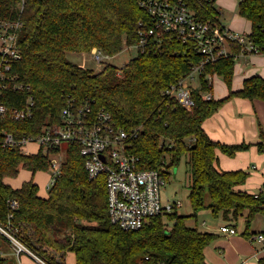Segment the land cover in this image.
Returning a JSON list of instances; mask_svg holds the SVG:
<instances>
[{
	"label": "trees",
	"instance_id": "obj_1",
	"mask_svg": "<svg viewBox=\"0 0 264 264\" xmlns=\"http://www.w3.org/2000/svg\"><path fill=\"white\" fill-rule=\"evenodd\" d=\"M19 1L0 0V18L22 21L18 35L21 56L14 68L19 79L30 86L35 107L29 119H6L0 126V139L3 131L16 137L36 134L45 121H57L67 96L78 101L88 98L95 109L109 111L118 128L137 129V135L128 140V149L140 157L142 167L164 166L168 180L169 169L188 155L191 216L207 208L233 227L244 216L243 235H264V230H251L253 218L264 215V192L242 189L247 170L217 167L218 151L234 156L255 145L258 152H264L261 127V141L231 144L211 139L203 128L204 120L234 96L264 101L262 76L252 74L234 90V57L207 63L198 76L199 87L192 92L194 104L187 109L162 91L199 62L201 55L190 44L165 39L159 49L138 50L124 64L122 77L111 64L94 72L66 57V52L90 51L92 47L111 56L137 43L140 22L148 19L138 0H24L22 10L17 8ZM187 1L200 19L217 20L219 10L213 1ZM238 13L250 22L249 37L264 54V0H238ZM233 51L238 48L234 46ZM208 74L224 81L225 96L209 100L200 96L201 91L212 90ZM47 166V156L41 152L25 154L0 143V227L46 264H66L68 253L74 255L75 264H207L204 249L217 234L187 224L186 216L176 210L154 215L136 230L112 223L105 175L88 177L77 143L66 144L61 172L47 196L38 194L32 177L17 187L7 182L21 170L33 175L47 171ZM12 199L18 202L16 208L9 206ZM9 245H14L12 240L0 230V264H7L3 250Z\"/></svg>",
	"mask_w": 264,
	"mask_h": 264
},
{
	"label": "built area",
	"instance_id": "obj_2",
	"mask_svg": "<svg viewBox=\"0 0 264 264\" xmlns=\"http://www.w3.org/2000/svg\"><path fill=\"white\" fill-rule=\"evenodd\" d=\"M203 1L216 3V0ZM138 3L147 11L148 19L140 22L139 40L134 44L137 51L151 47L159 49L163 40L175 39L190 44L201 55L199 62L186 75L162 91L163 95L175 99L187 109L194 104L192 92L199 87L198 76L207 63L225 56H233L237 61L239 57L264 55L262 47L250 39L249 32L228 28L220 20V13L217 20H203L190 8L187 0H138ZM23 6L24 0H20L17 8L22 10ZM21 26L18 17L0 18V126L6 119L25 120L34 114L35 100L30 86L19 79L14 68L21 56L18 46ZM234 46L238 51H233ZM89 53L99 63L106 57L97 47H92ZM116 71L119 73L120 69ZM213 76L217 75H207L208 84L212 86ZM200 96L209 100L213 98V91H201ZM136 135L135 128H118L111 113L104 108L95 109L90 99L78 101L67 96L57 121H45L36 134L16 137L10 131H3L0 143L3 147H17L25 154L41 152L47 156L46 190L61 172L65 155L63 146L77 143L88 177L105 175L109 220L121 229L136 230L152 216L172 212L181 203L179 200L162 201L165 167L154 169L140 165V157L128 149L129 138ZM54 155H58V159ZM259 190L264 192V175ZM17 204V200H9L11 208H16ZM0 230L12 240L17 252L30 251L5 229L0 227ZM220 230L236 233L235 227L227 224H223ZM251 237L264 241V235L260 233Z\"/></svg>",
	"mask_w": 264,
	"mask_h": 264
},
{
	"label": "crops",
	"instance_id": "obj_3",
	"mask_svg": "<svg viewBox=\"0 0 264 264\" xmlns=\"http://www.w3.org/2000/svg\"><path fill=\"white\" fill-rule=\"evenodd\" d=\"M225 26L234 30L231 26ZM245 32H250V28ZM243 58L244 64H239V62L235 63L233 79L235 80L236 78L237 81L239 80L241 83L239 87L234 90L239 89L243 79L252 74L257 73L264 78V55H253ZM249 59H252L254 63H252V68L248 70L246 65ZM258 62L259 66L254 67L255 63L258 64ZM260 67L261 69L263 67V70L259 71L258 69ZM215 77L219 79L218 76H214V78ZM260 127L264 134V101L259 99L249 100L238 96H234L225 101L212 116L208 117L203 122V128L211 139L227 144L242 142L257 143L261 141L259 134ZM263 158L264 152H258L255 145H251L246 150L236 152L234 156H228L218 151L217 167L222 170L247 169L246 165H248L250 159L259 160L261 162ZM251 168L260 172V176L256 177V175L252 176L249 174L246 183L241 186L242 189L248 192H253L251 188L254 186L253 183H256L255 186H258L257 190L260 189L264 175V167H259V164L252 163ZM252 177H254V179ZM47 180L48 175L43 184L45 190ZM40 196H47V190L45 194ZM251 230L258 232L264 229L255 230L251 225ZM207 231L217 234L216 238L204 249L205 261L207 264H259V260L264 259V241L246 237L242 232L235 234L223 233L220 227ZM3 253L6 256L8 254H16L19 264H46L45 262L42 263L40 261L41 259L31 251L17 252L14 245H9L3 250ZM70 255L74 257L72 253H68L65 261Z\"/></svg>",
	"mask_w": 264,
	"mask_h": 264
},
{
	"label": "rangeland",
	"instance_id": "obj_4",
	"mask_svg": "<svg viewBox=\"0 0 264 264\" xmlns=\"http://www.w3.org/2000/svg\"><path fill=\"white\" fill-rule=\"evenodd\" d=\"M215 6L218 8L220 13V20L223 24L231 26L234 30H242L240 32L248 31L250 27V23L247 19L240 17L238 13V0H216ZM137 47L133 45H130L128 47H124L120 52L114 55H106L104 57V60L102 63L96 62L93 60L90 56L89 51H79V52H66V57L68 60L83 66L92 68L94 72L101 71L107 64H111L115 66L116 69H120V72H116L117 76L120 74L119 77L123 76V67L124 64L131 59L132 57L137 55ZM239 62V64H244V58L239 57V59L236 61ZM256 62V61H255ZM253 60L249 59L248 64L246 65V68L251 69L252 68ZM259 66L255 63L254 67ZM264 67V65H263ZM263 67L258 69L259 71L263 70ZM247 70V69H246ZM122 71V72H121ZM241 81L232 80L231 87L232 89H235L239 87ZM213 95L214 97L221 98L227 94V86L224 83L222 79H217V77L214 78L213 76V87H212ZM66 146V145H65ZM65 146H63L62 150H65ZM65 152V151H64ZM55 158L58 159V155H54ZM65 158V155H64ZM63 158V159H64ZM64 161V160H63ZM259 164V167H264V158L261 160V162L255 159H250L248 165L245 167L247 169L249 174L256 177L260 176V172L257 170H254L251 168V164ZM171 172L168 180H166V183L164 186L161 187V199L163 202L165 201H180L181 203L176 208V211L178 214H182L186 216V223L189 225H197L199 230L207 231V230H214L216 227H221L222 224H228L221 216H214L211 214L209 209L204 208L200 210L197 215L191 216L192 214V208L189 204L188 200V193L190 188V180H191V170L189 168L188 164V155H184L179 163L171 167L169 169ZM48 169L47 171H36L33 175L28 170H21L15 177H9L7 178V182L12 185L13 187L20 186L23 181L29 180L31 177L34 182L38 184V194L43 195L46 193V190L43 188V184L45 183L46 177L48 175ZM254 179V177H252ZM254 186L251 187L252 191L255 192L258 189V186L253 183ZM258 191V190H257ZM209 203V198L206 194L205 196V204ZM168 225H171L172 221L167 220ZM236 224V233H241L244 230V216L238 218L237 221H235ZM252 228H255V230H261L264 229V215L257 214L252 222H251ZM228 234V233H227ZM7 264H19L17 255L16 254H8L7 255ZM66 264H75L74 257L70 255L66 259Z\"/></svg>",
	"mask_w": 264,
	"mask_h": 264
},
{
	"label": "water",
	"instance_id": "obj_5",
	"mask_svg": "<svg viewBox=\"0 0 264 264\" xmlns=\"http://www.w3.org/2000/svg\"><path fill=\"white\" fill-rule=\"evenodd\" d=\"M101 158H104V157L101 155Z\"/></svg>",
	"mask_w": 264,
	"mask_h": 264
}]
</instances>
